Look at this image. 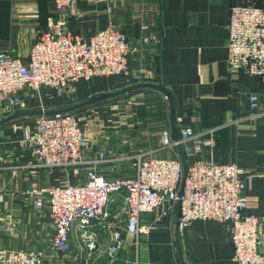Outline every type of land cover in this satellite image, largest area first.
<instances>
[{"label":"crops","instance_id":"crops-1","mask_svg":"<svg viewBox=\"0 0 264 264\" xmlns=\"http://www.w3.org/2000/svg\"><path fill=\"white\" fill-rule=\"evenodd\" d=\"M262 1L74 0L67 9L66 31L85 41L109 28L119 32L136 49L128 55L127 72L79 79L62 97L47 86L27 89L20 92L26 109L65 107L98 93L151 82L162 83L172 94L175 121L165 95L150 88L78 110L74 114L87 134V163L68 169L40 166L30 144L22 142L25 129H32L38 116L1 124L0 248L41 251L43 264H237L222 222L195 220L179 233L176 204L141 214L140 224L155 223L158 228L125 234L124 247L113 261L106 253L109 235L98 225L88 229L98 243L92 256L77 231L68 253L60 255L52 247L55 231L47 198L37 209L26 191L82 184L88 170L108 179L134 177L133 157L145 153L147 158L179 160L184 167L198 160L236 165L250 176L244 193L246 214L264 215V116L250 117L249 111V95L257 94L264 103V87L257 77L227 70L230 7ZM57 16L55 0H0V51L27 63L48 19ZM69 101L74 102L64 104ZM182 126L195 131L219 127L212 148L191 156L179 147L163 149V132L176 140ZM108 209L110 219L124 226L122 202Z\"/></svg>","mask_w":264,"mask_h":264},{"label":"built area","instance_id":"built-area-1","mask_svg":"<svg viewBox=\"0 0 264 264\" xmlns=\"http://www.w3.org/2000/svg\"><path fill=\"white\" fill-rule=\"evenodd\" d=\"M74 0H55L58 16L48 19L47 26L30 48L27 63L0 51V119L26 109L20 92L51 88L58 97L79 79L107 77L127 72L128 55L135 52L125 37L109 28L95 33L88 41L71 34L67 9ZM227 70L242 71L257 77L264 87V0L260 5L235 4L229 9L227 22ZM250 117L264 116L260 97L249 95ZM219 127L195 131L182 126L179 137L172 139L163 132L162 148H181L185 156L212 148ZM22 142L31 146L32 157L46 168L80 167L87 163V134L73 113L38 116L32 129H25ZM103 154L100 153V158ZM134 177L105 178L88 170L79 185H60L27 190L41 208L47 198L54 228L52 247L60 255L70 249L72 233L77 231L90 257L98 243L89 233L98 225L108 233L106 248L110 261L124 247L125 234H148L155 223L140 224V215L164 205L176 204V229L182 233L195 220H217L224 224L233 247L232 260L237 264H264V215L246 214L245 190L250 176L234 164L220 165L198 160L183 166L179 160L147 158L134 155ZM0 199L2 195L0 194ZM122 202L125 224L111 220L109 207ZM167 210L162 212L165 216ZM118 214H115L114 218ZM44 253L0 248V264H43Z\"/></svg>","mask_w":264,"mask_h":264},{"label":"water","instance_id":"water-1","mask_svg":"<svg viewBox=\"0 0 264 264\" xmlns=\"http://www.w3.org/2000/svg\"><path fill=\"white\" fill-rule=\"evenodd\" d=\"M142 88H150V89L159 91L165 95V97L168 100L169 105H170L171 120L174 123V121H175V108L173 106L172 94L162 83L147 82V83H140V84L124 87V88L117 89V90L112 91V92L98 93V94L92 95L91 97H89L85 100H82L78 103H75V104H72L69 106H65V107H60V108H55V109H47V110H44L41 108H39V109H23L19 112L12 113L11 115H8L4 118H1L0 119V125L3 123H6L8 121L21 118V117L55 116V115L71 113V112L76 111L78 109H81L83 107H86L89 105H94V104L100 103L102 101L110 100V99L116 98L118 96L124 95L126 93H129V92H132V91H135L138 89H142Z\"/></svg>","mask_w":264,"mask_h":264},{"label":"trees","instance_id":"trees-1","mask_svg":"<svg viewBox=\"0 0 264 264\" xmlns=\"http://www.w3.org/2000/svg\"><path fill=\"white\" fill-rule=\"evenodd\" d=\"M91 106H92V105H89V106L83 107V108H81V109H78V110H82V109H85V108H88V107H91ZM78 110H76V111H73V112H71V113L73 114V113L77 112Z\"/></svg>","mask_w":264,"mask_h":264},{"label":"rangeland","instance_id":"rangeland-1","mask_svg":"<svg viewBox=\"0 0 264 264\" xmlns=\"http://www.w3.org/2000/svg\"><path fill=\"white\" fill-rule=\"evenodd\" d=\"M74 101H75V100H74ZM74 101H69V102H66V103H64V104H69L70 102L73 103ZM112 179H114V178H112Z\"/></svg>","mask_w":264,"mask_h":264}]
</instances>
